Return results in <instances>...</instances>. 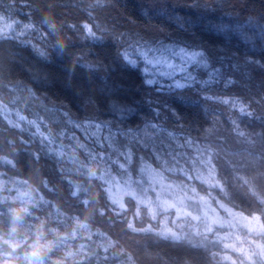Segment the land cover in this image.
Listing matches in <instances>:
<instances>
[{"label": "trees", "instance_id": "trees-1", "mask_svg": "<svg viewBox=\"0 0 264 264\" xmlns=\"http://www.w3.org/2000/svg\"><path fill=\"white\" fill-rule=\"evenodd\" d=\"M194 2H198V5H194ZM31 9L37 16H33ZM89 11H91L90 14ZM0 13L19 20L21 25L41 23L40 29L43 32H50V29L42 23V14L45 16L51 13L59 18L54 22L60 29L62 39L68 41L63 48L57 46L53 52L56 59L53 72L59 74L61 85H66L74 92L65 94L73 110L70 108L54 110V118L60 125L56 131H64L65 144L70 142L68 137L74 135L78 141L102 154L100 159L95 162L91 161L92 168L109 166L112 175L117 178L121 171L114 163L117 156L107 157L104 147L93 145L90 134L95 132L96 128L87 130L84 127L76 128L74 126L76 123L83 125L87 121L96 124L107 122L113 131H118L121 128L135 130L138 126L142 127L148 120L154 119L163 122L170 131L177 129L184 135H188L189 131L199 130L202 123L201 117L204 119L216 117L227 125L230 124V116L232 118L238 116L242 128H247L249 131L264 130V0H99V2L98 0H0ZM93 20H98L101 28L104 25L115 29L103 32L101 40L91 41V38H88L86 42H82L84 38L77 39L76 29L77 32L82 31L85 24L94 26ZM115 23L124 25L131 23L138 28H153L158 35L156 39L159 38L152 41L153 44L157 43L158 45L162 41L166 43L170 41L186 42L191 44L190 49L195 50H197L196 45L200 46L212 61L211 64L220 71V83L216 84L212 88V92L208 94L240 97L249 103L252 102L251 107L256 109L254 115H240L236 110L228 109L227 106L208 101L202 96V91L193 97L190 94L196 89H170L156 92L149 88L144 84L143 68L145 63H137L135 67H132L119 55L115 43L120 51V34H126V31L114 27L117 25ZM72 25L76 27H70ZM96 31L101 33L102 29ZM164 32L170 34L168 38H164ZM32 43L39 44L33 41ZM40 44L41 49L45 50L42 43ZM139 50L143 51L141 48ZM129 51L132 59L140 58L139 54L135 57ZM249 56L254 59L249 61L247 59ZM258 60L259 64L256 63ZM88 64L95 65V67L89 68ZM229 77L233 78L236 83L225 88L224 81ZM199 78L206 79V73ZM165 81L167 82V80ZM57 94L60 95V93ZM170 98H175L180 103L169 104L166 107ZM84 99L87 101L86 104ZM49 107L52 106L49 105ZM173 107L176 108L175 113H178L179 117L173 113ZM154 108L160 109L158 115L153 111ZM189 111L193 113L191 117L188 115ZM64 112H68V117L63 116ZM69 119L73 123H68ZM181 120L184 127L178 128ZM104 135H107L106 131L101 132V136ZM116 139L123 143L128 142L119 135ZM259 139L264 140V135H261ZM72 143L74 145L75 142ZM200 143H204V141L201 140ZM244 147L245 145L236 146V151L243 155ZM156 150L170 161L171 155H177L181 151L175 145L169 148L166 139L163 143L156 144ZM248 151L257 153L254 149H248ZM135 152L137 157L150 155L151 159L155 160L151 147L145 148L137 145ZM78 156L80 160L84 159V155L79 151ZM51 158L57 160L55 156ZM229 159L233 163H237L234 157H229ZM59 162L68 169H72L70 163L60 160ZM121 162L123 161L121 160ZM133 162V174L139 177V172L135 170V159ZM148 162L152 161L148 160ZM182 162L183 157H179L177 166H180ZM223 164L231 175L232 171L228 167L227 161H223ZM241 171L244 175L253 177L259 169L248 167ZM175 174L179 175L180 173ZM65 175H71L73 180L79 182L87 190L82 192L79 197H73L71 195L73 186L67 180L62 181L56 188L57 194L62 199L66 198L65 206L81 212H91V208H86L83 200L92 199L97 181L92 180L90 183L89 178L76 174L74 170L71 174L66 172ZM135 176L134 178H136ZM237 180L242 183L239 178ZM261 183L264 184V181ZM233 192L235 198L242 203L247 204L252 201L241 190L233 189ZM128 207L131 209L130 206ZM2 208L3 206L0 205V209ZM119 228V221L112 227H108L106 221L103 224L94 219L91 223L93 233L100 229V231L106 232L113 241H117L119 237L121 238L120 242L125 243L126 239L129 244H126L125 250L131 252L133 259H136V252L133 251L136 246L134 241L139 240V237L125 231L128 234L126 235L125 232H120ZM130 236L133 239H129ZM140 242L141 244L138 243L140 246H136L137 251L138 249L142 250L144 246L143 241ZM90 243L94 248L98 244L107 246V241L98 235H93ZM161 245L162 242L157 240V242L150 243L149 246L156 248ZM167 250L170 254L174 251L172 248ZM111 251L110 249V257ZM180 251L185 250L181 249ZM109 264H127V260L119 256L111 257Z\"/></svg>", "mask_w": 264, "mask_h": 264}, {"label": "clouds", "instance_id": "clouds-1", "mask_svg": "<svg viewBox=\"0 0 264 264\" xmlns=\"http://www.w3.org/2000/svg\"><path fill=\"white\" fill-rule=\"evenodd\" d=\"M193 4L198 5V2ZM45 16L57 30L48 35V32H41L35 26L34 31L39 33L40 42L47 53L41 57L30 44H22L12 38L23 30V26L18 25L19 20L0 13V17H5L4 23H12L15 29L0 35V161L11 162L10 166L0 167V205L3 206L0 209V264H77V261L95 264V258L87 259L95 249L90 243L91 239L83 234L77 237L71 235L76 219L91 222L95 219L103 224L106 221L108 227L116 225L119 221L120 232L132 233L127 229V223L133 216L136 217L135 222L139 228L148 229L150 226L148 231L133 233L139 237L138 242L143 241L144 245L142 250L133 249L136 252L135 264L137 261L139 264H232V261L224 260L225 253L234 258L235 264H252L247 256L235 249H225L224 244L234 242L237 247L244 248L245 252L249 249L254 251L256 245L252 241L264 238V233L250 232L243 224L236 223L234 227L227 229L217 226L216 231L221 235L225 230L232 233L227 240H218L215 232L205 234L208 221L199 197L207 195L210 203L217 208L220 202L224 201L235 211L246 215L258 213L264 218V206L254 200L247 204L242 203L235 198L233 192V189H238L249 197L245 187L237 180L238 176H244L241 171L244 162L240 157L246 154L248 149H254L257 153L264 152V145L259 143V137L264 135V130L249 131L245 128L247 133L257 140L253 147L244 143L233 132L231 124L225 125L219 119L201 117L199 130L189 131L188 135L193 141L203 140L215 149V171L221 186L201 184L192 171L193 165L189 162V157H183L180 165L187 166L189 175H176L165 170L169 182L183 185L190 193V196L185 197V202L179 205L186 210L184 215H178L175 209L157 207V216L153 219L148 211H143L142 215L137 211L139 204L132 205L131 209L127 207L122 214H117L119 210L113 209L111 204L106 202L103 185L98 180L91 203L83 202L86 208H91V212H81L65 206L66 198L62 199L57 194L56 186L67 180V167L61 165L58 159L51 158L53 155L48 152L44 140L34 132L35 124L32 123L35 121L43 125L50 135L56 134L63 139L64 131H56L60 125L56 123L54 110H73L65 95L73 93V89L61 85L59 74L53 72V65L56 63L53 52L57 46L63 48L68 40L62 39L60 29L54 22L59 18L51 13ZM164 33V38H168L170 34ZM35 45L41 48V44ZM115 46L122 57L116 43ZM84 103H87L85 99ZM179 103L175 98H170L165 106ZM175 109H172L174 114ZM251 110L256 111L254 107H251ZM188 115L191 117L193 113L189 111ZM179 122L183 123L182 120ZM209 128L213 131L209 132ZM70 138L71 136L68 137ZM239 145H245L243 155L236 151V146ZM139 157L151 160L157 167H161V162L152 160L150 155ZM229 157H234L237 163H233ZM93 161L95 162V159ZM223 161H227L231 175L224 167ZM92 180L89 178L90 183ZM20 192L31 195L21 199ZM57 209L61 210L59 215ZM10 210L20 211L22 219L14 220ZM221 212L223 213V209ZM209 213L215 214L211 208ZM168 227L182 239L161 237L159 233ZM237 236L240 239H237ZM193 238L206 239L207 246L193 247L188 242ZM129 239L133 237L130 236ZM120 240L118 237L117 248L125 249L128 243H121ZM157 240L162 242L160 247L149 246ZM81 245H84V251L81 250ZM37 248L39 257L32 255ZM169 248L174 249L172 254L168 252ZM181 249L185 251H180ZM69 251H74L76 255L69 256ZM254 259L255 264H261V257L256 256Z\"/></svg>", "mask_w": 264, "mask_h": 264}, {"label": "snow or ice", "instance_id": "snow-or-ice-1", "mask_svg": "<svg viewBox=\"0 0 264 264\" xmlns=\"http://www.w3.org/2000/svg\"><path fill=\"white\" fill-rule=\"evenodd\" d=\"M4 20L5 17H0V24H2V27H0V35L15 30L12 23H4ZM42 23L51 30L47 33L48 35H51L52 32L57 30L56 26L51 24L48 17L43 16V14ZM20 24L21 22L19 21L18 25ZM22 26L23 30L18 32L16 37L12 38L17 39L22 44H30L37 55L41 57L46 56V51L37 47L31 40L21 39V37H24L26 34L25 30H34L35 25L32 23H26ZM71 27L75 28L76 26L72 25ZM96 27L98 28L99 26L97 25ZM82 31L86 33L84 39H95L100 37L91 25H84ZM196 48H199L200 50L189 49L188 47L180 46V44L173 42L170 44L161 43L158 48L149 47L147 50L140 51V58L145 61V67L143 68L144 84L156 92H164L170 89L203 90L201 94L204 99L208 101L227 106L228 109L236 110L240 115H254L250 103L240 97H226L208 94L209 92H212V88L216 84L220 83V71L210 63L208 55L203 48ZM137 51L139 50L137 49ZM150 53H152V55H150ZM121 55L123 60L132 67L137 65V60L132 59L128 51L122 52ZM175 58H179V63L172 62ZM247 59L251 61L254 57L249 56ZM256 62L259 63V61ZM189 65L202 69L206 73L207 78H199L198 75L189 70ZM87 66L89 68L95 67V65L91 64H88ZM165 78H167V82L165 81ZM234 83H236V81L229 77L224 81V87L227 88ZM153 111L158 115L160 109L154 108ZM175 114L179 117L178 113ZM63 116L68 117V113L64 112ZM213 119L217 118L213 117ZM229 119L233 132L238 135L244 143L254 147L257 140L241 127L239 117L232 118L230 116ZM32 123L35 124L34 132L38 134L48 146V152L58 160L72 165V169L67 168L68 173L71 174L74 170L76 174H81L87 178L98 180L103 185L102 191L105 194L106 202L110 203L113 209L119 210L117 214H122L131 202L133 205L139 204L140 207L137 211L141 215L143 214V211H148L153 219L157 216V207L166 210L175 209L178 215H184L186 210L182 209L179 205L185 202V197L190 196V193L187 192L183 185L169 182L168 177L165 174V170L171 173H183L186 176L190 174L187 166H177L179 157L190 158L189 162L193 165L192 171L196 174V178L201 184L208 186H221V181L217 178V172L215 171V149H212L211 145L208 143L193 141L189 135H184L183 132H179L177 129L170 131L161 121L151 119L142 127L138 126L135 130L132 128H128L127 130L121 128L118 129V131H113L112 127L107 122L96 124L87 121L83 125L79 123L74 125L76 128L84 127L86 130L93 127L96 128V131L90 134L92 143L93 145L104 147L106 149L107 157L112 155L117 156L114 163L118 169L121 170L119 172V178L112 175L109 166L92 168L91 161H93V159H100L102 154L95 152L93 148H90L87 144L78 141L74 135L69 139L70 142L65 144L64 140L61 139L59 135H50L43 125H40L35 121ZM68 123L71 124L73 121L69 119ZM177 127L183 128L184 125L183 123H180ZM102 131H106L107 135L101 136ZM208 131L212 132L213 129L209 128ZM118 135L124 137L128 142L123 143L117 141L116 138ZM165 139L168 142L169 148L175 145L176 148L181 150L177 155H171V163L167 157L161 155V153L156 150V144L163 143ZM72 142H75L74 145ZM259 143L264 144V140H260ZM137 145L145 148L151 147L155 160L161 162V167H157L143 157H139L138 159L135 152V147ZM65 149H67V151H65ZM121 149L124 150L122 151ZM78 151L84 155L83 160L79 159ZM134 159L136 161L135 170L139 172V177L133 174ZM240 159L244 161L243 168L252 167L259 169L253 177L244 175L242 177L238 176V178L245 187L248 196L257 204L264 206V184L261 183V181H264V152L254 154L252 151H248L241 156ZM121 160L123 162H121ZM10 164L11 162L9 161H0V167L10 166ZM134 176L136 178H134ZM66 179L68 183L73 186V197H79L82 192L87 191L79 182L73 180L71 175L66 176ZM30 195V193L26 192L19 193L21 199L26 196L30 197ZM126 199L127 203L125 202ZM199 201L208 221L207 227L205 228V234L215 232L218 240H227L232 233L225 230L221 235L220 232L216 231L217 226L221 229H227L234 227L236 223L243 224L250 232L264 233V218L258 213L246 215L243 212L235 211L224 201H221L217 208L214 204L210 203L207 195H201ZM83 202L91 203L88 199H84ZM210 208L215 214L209 213ZM221 209H223V213L221 212ZM10 211L13 212L14 220L22 219L20 211ZM60 211L61 210L57 209L58 215ZM135 221L136 217L133 216V218L127 223V229L132 233L150 230V226L148 229L139 228ZM91 223V221L76 219L75 228L71 233L73 237L83 234V236L90 238L91 240L93 235H98L107 241V246L104 244L96 245V248L87 259L92 260L95 258V264H109L111 257L119 256L126 259L127 264H135V259H133L132 255L125 249H118L117 241H113L106 232L97 229L96 232L93 233L91 231ZM159 235L163 238H171L173 240L182 239V237L170 227L165 228L159 233ZM197 235H199V233H197ZM237 239H240V237L237 236ZM188 242L193 247L207 246L206 239L193 238ZM252 243L256 245L254 251L249 249V251L245 252L244 248L237 247L234 242L225 243L224 248L235 249V251L244 254L252 264H255L254 257L259 256L262 258L261 264H264V238L259 241L253 240ZM110 249L112 250L111 257L109 256ZM81 250H85L84 245H81ZM32 255L39 257V249L37 248L34 250ZM68 255L75 256L76 253L74 251H69ZM224 260L232 261V264H235L234 258L230 254L225 253ZM77 264H83V261H77Z\"/></svg>", "mask_w": 264, "mask_h": 264}, {"label": "rangeland", "instance_id": "rangeland-1", "mask_svg": "<svg viewBox=\"0 0 264 264\" xmlns=\"http://www.w3.org/2000/svg\"><path fill=\"white\" fill-rule=\"evenodd\" d=\"M15 6L16 5L14 3V7ZM90 13H91V11H89V14ZM32 14H33V16L35 15L34 12H33V10H32ZM35 16H37V15H35ZM93 21H94L93 28L96 29V30L102 29V32L101 33L100 32H97V35L100 36V37L99 38H95V39H92L91 38V41L101 40L100 38L103 36L102 35L103 32H105V31H109L110 32L113 29H115L113 27H110V26L107 27V26H104V25L101 28V25H100V23H99L98 20H93ZM32 24L35 25L36 27L39 26L38 28L40 29V24L41 23L40 24L32 23ZM115 24H117V25L114 26V27H117L120 30L126 31V34H120V40H119L120 51L121 50H123V51H129L130 50L129 52L132 55H134L135 57L140 52L139 48L143 49V51L144 50H147L149 47H151V48H158L161 43L170 44V43H173L174 42V43L180 44V46L188 47L189 49L191 47V44L190 43H186V42L185 43H181V42H177V41H170L169 43H166L165 41H162L158 45H157V43L156 44H153V43H151L152 41L159 39V38L156 39V37H158V35H156V30H154L153 28H138L136 25L131 24V23H128L126 25L120 24V23H115ZM97 25L99 26L98 28L96 27ZM104 28H106V29H104ZM25 31H26V34L24 36L25 38L30 39L31 41L37 42L39 44L41 43L40 42L39 33H37L34 30H25ZM40 31L43 32L41 29H40ZM46 32H49V31H46ZM83 33H85V32L84 31H78L77 32V29H76L77 39L84 38V36L86 35V33H85V35H83ZM87 40H88V38L87 39H83L82 42H86ZM146 42H149V44H146ZM196 47H200V46L196 45ZM137 49L139 51H137ZM196 49L197 50H200L199 48H196ZM150 55H152V53H150ZM143 62L145 63V61L142 58H139L137 60V63H143ZM172 62L179 63V58H175ZM210 63H212L211 60H210ZM189 70L192 71L194 74L198 75L199 77H203L205 75V72L202 69L196 68V67L191 66V65H189ZM165 80H167V78H165ZM197 87H199V86H197ZM201 91H203V90H200V91L194 90L190 95H192L194 97L196 93L201 92ZM182 105H184V104H182ZM126 203H127V199H126ZM132 205L133 204H131V202L128 204V206H130V207H132ZM125 234L128 235L126 232H125ZM125 241L128 243V241L126 239H125ZM138 241L139 240H135L134 241V243H135L136 246H140L139 244H141V242H138ZM136 246H135V248H136Z\"/></svg>", "mask_w": 264, "mask_h": 264}]
</instances>
